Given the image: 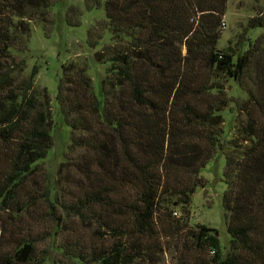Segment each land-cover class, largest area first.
Wrapping results in <instances>:
<instances>
[{"label": "trees", "instance_id": "trees-1", "mask_svg": "<svg viewBox=\"0 0 264 264\" xmlns=\"http://www.w3.org/2000/svg\"><path fill=\"white\" fill-rule=\"evenodd\" d=\"M227 1L70 5L71 27L104 8L86 32L104 75L97 94L86 62L62 65L55 103L70 144L39 189L54 106L24 54L33 24L49 35L58 0H0V264H45L53 250L61 264H161L163 236L195 251L192 264H264V10L220 48ZM226 109L238 136L222 141ZM221 151L224 253L214 227L189 225L200 171Z\"/></svg>", "mask_w": 264, "mask_h": 264}, {"label": "rangeland", "instance_id": "rangeland-1", "mask_svg": "<svg viewBox=\"0 0 264 264\" xmlns=\"http://www.w3.org/2000/svg\"><path fill=\"white\" fill-rule=\"evenodd\" d=\"M77 6L84 9V0H58L56 4L51 7L50 17L54 19V24L49 35L43 33L42 25L33 24L30 31L28 50L24 54L27 64V71L29 72L34 65H37L38 73L35 76L36 87H46L48 89L51 101L53 103L52 118L53 131L52 133V147L49 148L47 157L42 161L41 166L36 172V181L43 180V173L46 169L55 172L58 164L63 159L64 152L69 148V129L63 122V119L56 107L55 98L57 91V81L62 74V65L67 61H75L78 64L82 62L87 63V73L92 79L95 92H99V82L104 75L103 66L98 64L93 54L101 48V44L91 48L87 44L86 32L88 28L94 23H97L103 16H105L103 6L99 9H94L90 12L83 11L80 17L81 24L78 27H71L67 24L66 13L67 8ZM257 9L264 10V0H228L226 3V12L224 16V27L222 36L218 41L220 48L226 47L228 41L237 36L242 30V26L246 20L252 15H255ZM52 30V31H51ZM262 30L256 29L253 35H258ZM109 42V35H106L101 42ZM100 42V43H101ZM225 117L223 122L224 135L222 141H228L238 136L235 117L226 109L223 112ZM239 140V139H238ZM226 150V144H224ZM224 150V151H225ZM219 152L215 155L204 168L200 171L202 184L197 186L192 194V201L190 203V218L189 225L194 227L195 223L205 224L214 227L218 232V239L220 241L223 253L229 250L230 234L226 229L224 223V211L221 205L222 195L226 188V183L223 181L222 170L224 168L225 160L223 153ZM36 185L39 189L43 188L40 183ZM45 209L41 210V213ZM37 216L40 213V208L36 209ZM42 222L39 223L40 229L44 228L48 223L42 217ZM77 222V220L75 219ZM87 226L83 232V236L87 240L88 235L92 234L93 224ZM66 237L65 232L59 234L55 241L61 242ZM164 246L172 250L170 252L159 253L161 264H192L195 259L196 252L191 249H184L181 247L182 240L175 237L169 239L168 244L165 242L163 236ZM169 247V248H168ZM58 252L53 250L49 259L45 264H59ZM61 264V263H60ZM66 264V263H64Z\"/></svg>", "mask_w": 264, "mask_h": 264}]
</instances>
